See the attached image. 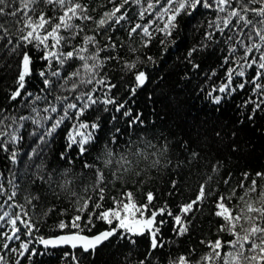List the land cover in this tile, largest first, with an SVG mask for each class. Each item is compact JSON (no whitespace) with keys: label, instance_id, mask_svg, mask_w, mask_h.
Returning a JSON list of instances; mask_svg holds the SVG:
<instances>
[{"label":"snow or ice","instance_id":"snow-or-ice-1","mask_svg":"<svg viewBox=\"0 0 264 264\" xmlns=\"http://www.w3.org/2000/svg\"><path fill=\"white\" fill-rule=\"evenodd\" d=\"M186 24L198 38L165 71ZM0 68V264L54 252L94 264L109 247L116 264H264V169L227 168L243 150L237 126L264 115V0H0ZM240 93L231 124L194 118V134L148 111L190 94L221 111ZM161 175L178 198L194 182L192 196L174 208L136 195ZM209 204L215 237L178 250Z\"/></svg>","mask_w":264,"mask_h":264},{"label":"trees","instance_id":"trees-1","mask_svg":"<svg viewBox=\"0 0 264 264\" xmlns=\"http://www.w3.org/2000/svg\"><path fill=\"white\" fill-rule=\"evenodd\" d=\"M198 38V34L189 33L187 29V24L184 28L181 29L178 37L177 46L174 47L171 53L165 57H162V65L161 67L165 71H173V66L176 63V57L183 52L184 46L190 42H194ZM160 49V45L156 44L153 47V52H158ZM214 58H210L208 63L205 64V69H208L212 66H215L213 63ZM111 74L114 79H118L120 77L119 70L113 68L111 70ZM5 75L2 68H0V78ZM172 80L175 81V77H172ZM11 74L9 73L8 84L11 85ZM176 88L182 87V85L174 84ZM3 87V85H0ZM169 95H173V93H169ZM2 96V93H0ZM244 98L243 93L237 95L234 99H229L228 102L223 106L221 111H213V106L206 103L205 100L199 98L197 94L190 95H182V99L184 101L183 105L180 108L169 107L165 108L166 100L161 98L157 103L153 106L151 103L148 106L149 114L155 108L162 109L160 113V121L159 124L163 125L164 128H170L175 131L177 134H182L184 132H188L191 134L195 133V129L193 127L194 118H199L200 120L204 119H213L216 117L222 118L225 122L229 124L232 123L233 117L235 116L234 109L238 107L239 101ZM137 101L141 105L144 104L143 96H138ZM165 112L167 113L165 115ZM159 126V125H158ZM264 126V115L258 117L256 124H243L238 125L239 129V138L243 145V150L240 154L236 156H231L227 162V168L229 171L233 173H240L245 169H253V170H261L264 169V134L259 132V127ZM64 143V140L61 136L56 137V143L53 146L55 151L61 150V145ZM2 155H0V169H4V165L7 164ZM78 167V164H77ZM170 184L168 182L167 175L158 176L151 183L144 185V190L142 192H137L136 195L141 198H146V192L149 189H152L155 193L156 199L153 201L154 204L159 206L161 202L164 200H168L173 207L175 208L178 204L179 199L187 200L192 196L193 191L195 190V183L191 184L190 188L181 189V193L179 198L176 195H169L168 189ZM53 203H56L53 198ZM110 203V201H109ZM54 212L56 210H53ZM213 205H207L202 213L198 216L194 217L195 227L189 234H186L184 237L179 238V243L176 245L178 250L187 251L190 247L195 246L197 249V254L206 250V246L200 243L201 236H205L208 238H214L216 233L214 229L216 228L217 221L219 217L212 215ZM57 215H52L49 223L57 219ZM171 220L169 219V223L165 225V234L168 236H173L174 234L170 230ZM102 227H107L103 222H97L96 228L92 229L95 232L97 229ZM47 228L42 229V231H47ZM144 243L141 242L140 250L143 252ZM126 251V250H125ZM168 249H162L161 255L162 259L167 256ZM61 253L54 252L51 255L47 256H39L35 259L38 261V264H59L58 257ZM176 253L173 252V255ZM119 256L116 253V250L109 247L101 249L98 256L96 257L94 264H116V261L119 260Z\"/></svg>","mask_w":264,"mask_h":264}]
</instances>
